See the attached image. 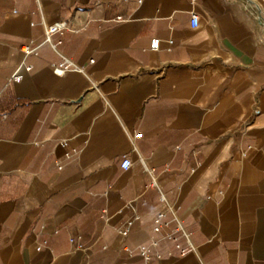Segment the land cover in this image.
Wrapping results in <instances>:
<instances>
[{
    "label": "crops",
    "instance_id": "crops-1",
    "mask_svg": "<svg viewBox=\"0 0 264 264\" xmlns=\"http://www.w3.org/2000/svg\"><path fill=\"white\" fill-rule=\"evenodd\" d=\"M258 12L264 0H0V264H144L152 241L149 264H264ZM64 19L53 47L43 26ZM63 58L82 70L54 74Z\"/></svg>",
    "mask_w": 264,
    "mask_h": 264
},
{
    "label": "built area",
    "instance_id": "built-area-1",
    "mask_svg": "<svg viewBox=\"0 0 264 264\" xmlns=\"http://www.w3.org/2000/svg\"><path fill=\"white\" fill-rule=\"evenodd\" d=\"M191 3H195L197 0H189ZM198 22V15L194 12L190 13V25L191 26H196ZM69 29V21L64 19V20H59L50 24H46L43 26V32H44V41L49 42L52 44L54 47L56 43H53L51 41V36L54 33H62L64 30ZM159 45V39L158 38H152L149 41V48L151 50H156ZM19 49L24 53V55L30 54V53H37V45H32V44H24L19 47ZM28 66H25V69H28ZM51 69L54 74L56 75H64L69 71H81L82 68L78 66L77 64L63 58L59 63L51 65ZM12 80L18 81L20 79V75L15 72L12 77ZM140 133L134 134V137L140 136ZM68 139L66 137H63L60 139L59 143L62 146L67 145ZM180 147L177 146L175 149H179ZM198 148L194 147L190 150V156L193 157L195 161H197V154H198ZM131 165V161L128 157H123L121 162H120V167L123 169H127ZM126 207L129 209L130 214L126 218H124L119 224L114 226V229L122 236L126 237L129 234V231L131 229V226L133 225L134 221L138 219L139 215L135 209V206L132 202L126 203ZM165 215L164 212H159L156 217L154 218V230H158V224L162 217ZM177 229L180 231L182 237L185 240V244L182 245L177 241L175 237H170L174 241L175 247L178 249L180 254H185L187 251H189L192 247L190 241H189V232L186 231L183 227L179 225ZM71 242L74 240L73 238L69 239ZM46 244V240H43L42 243L38 246H36V249H40V247L44 246ZM156 245L155 241H152L150 243V246L148 245H140L138 247V254L143 260L144 264H149L151 255L149 254V248L153 247ZM127 252H132V249L125 247ZM83 264H88V262H85Z\"/></svg>",
    "mask_w": 264,
    "mask_h": 264
},
{
    "label": "water",
    "instance_id": "water-1",
    "mask_svg": "<svg viewBox=\"0 0 264 264\" xmlns=\"http://www.w3.org/2000/svg\"><path fill=\"white\" fill-rule=\"evenodd\" d=\"M258 13H259V16H260L261 20L264 21V15H262L260 12H258ZM259 42H260V45H261L260 56H261V58H264V35H262L260 37Z\"/></svg>",
    "mask_w": 264,
    "mask_h": 264
}]
</instances>
